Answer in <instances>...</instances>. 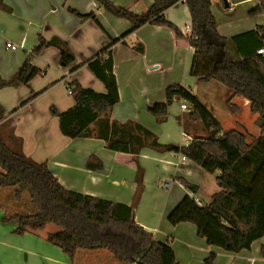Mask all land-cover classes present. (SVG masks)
Masks as SVG:
<instances>
[{
  "label": "crops",
  "instance_id": "1",
  "mask_svg": "<svg viewBox=\"0 0 264 264\" xmlns=\"http://www.w3.org/2000/svg\"><path fill=\"white\" fill-rule=\"evenodd\" d=\"M108 1L135 14L144 13L154 2ZM2 3L9 11L0 9L1 80H8L16 73L37 47L39 38L60 40L72 55L73 62L62 66L58 49L49 47L30 61L39 70V75L26 85L0 89V107L4 115L0 136L15 148L18 146L33 162L45 163L65 190L131 207L137 190L133 156L107 149L104 142L95 137V126H91L93 135L89 138L71 140L62 136L58 118L50 113L51 109L63 112L74 105L72 96L67 94L68 82L99 94L105 93L104 85L85 63L111 39L125 34L130 29L129 22L104 12L93 0H3ZM257 4V0H210L217 33L229 39L264 26V14L248 15ZM75 13L92 14L97 23L90 18H79ZM163 16L180 32L181 38H175L164 26L146 24L111 47L118 101L108 113L109 120L135 122L153 133L160 144L186 146L191 136L182 131L180 120L184 113L179 111L182 101H175L168 107L166 120L162 123H157L147 112V106L163 103L168 86L181 85L191 93L202 86L205 89L204 106L220 123L221 132L228 131L223 129V121L228 122L230 130L242 128L246 132L247 126L242 125L240 119L243 112H249L246 100L233 97L231 92L226 100L219 83L200 84L188 76L193 48L183 34L184 27L190 24L185 4L176 3L165 10ZM6 43L17 49H6ZM242 44L243 53L255 49L252 42ZM137 45L141 47V53L135 50ZM261 48H264V42ZM227 51L234 55L230 46ZM32 94L37 96L22 104ZM220 100H225V104ZM187 109L190 110L188 105ZM256 118L257 115L252 114L250 122L255 124ZM252 135L258 137L259 129L254 127ZM136 163L142 171V190L132 219L150 233L153 240L169 245L178 264H206L211 254L214 258L210 264H264V236L254 241L249 250L231 254L207 245L193 225L171 226L167 222L168 214L185 196L200 205L209 203L217 191L215 175L200 171L179 154L149 148L139 152ZM179 180L196 186V193L185 190ZM13 193L8 196L7 191L0 190V197L5 202L0 203V264H121L104 249L77 250L70 260L44 239L45 234L51 232L46 229L36 234H15L17 220L3 222V217L34 212L29 201L22 198L23 194L17 198Z\"/></svg>",
  "mask_w": 264,
  "mask_h": 264
},
{
  "label": "trees",
  "instance_id": "2",
  "mask_svg": "<svg viewBox=\"0 0 264 264\" xmlns=\"http://www.w3.org/2000/svg\"><path fill=\"white\" fill-rule=\"evenodd\" d=\"M93 1L104 12L128 21L130 29L119 38L111 39L105 48L85 63L104 85L105 93L99 94L75 82H68L66 87L71 89L74 105L63 112L51 109L50 113L58 118L62 136L71 140L89 138L93 135L90 128L95 126V137L102 140L107 149L133 156L137 168L133 204L126 207L67 191L45 163L33 162L24 156L18 146L13 150L0 139V188H15L17 198L27 193L34 209L32 214L3 217L2 221L16 219L18 225L14 233L18 235L25 232L36 234L47 224L56 226L58 230L46 233L44 239L70 260L77 250L104 249L121 264H178L169 245L153 240L152 235L132 219L142 190V171L136 157L143 148H149L179 154L204 172L215 175L217 191L209 203L198 205L193 198L185 196L168 214L167 222L171 226L182 223L193 225L197 235L207 245L227 253L238 254L249 250L254 241L264 236V57L256 54L264 42V26L226 39L217 33L216 22L210 12V0L184 1L191 32L196 37H186L188 45L193 48L188 76L200 84L217 82L233 97L246 100L249 112L257 115L255 125L259 136L248 143L241 132H221L220 123L193 93L181 85H172L165 89V101L147 106V112L157 123H162L173 102L189 104L190 110L182 115L180 122L183 133L190 135L191 140L186 146L160 144L153 133L135 122L109 120L108 113L118 101L110 49L146 24L164 26L173 32L175 38H181L180 32L163 16L165 10L181 0H154L141 14L117 7L108 0ZM2 2L0 0V9L9 11ZM257 2L256 7L249 11V16L264 14V0ZM75 15L97 23L92 14ZM245 41L254 43L252 52H242L240 44ZM228 46L234 50V55L227 51ZM49 47L58 49L62 66L73 62L72 55L60 40L52 38L44 41L39 38L37 47L16 73L8 80L0 79V89L26 85L39 75V70L30 61ZM134 48L142 52L139 45ZM36 96L30 95L22 104ZM3 119L0 107V123ZM179 182L185 190L196 193V186L183 180ZM213 258L211 254L206 264H210Z\"/></svg>",
  "mask_w": 264,
  "mask_h": 264
},
{
  "label": "rangeland",
  "instance_id": "3",
  "mask_svg": "<svg viewBox=\"0 0 264 264\" xmlns=\"http://www.w3.org/2000/svg\"><path fill=\"white\" fill-rule=\"evenodd\" d=\"M188 80H189V78H188ZM190 84V82L189 83H187V85H189ZM222 87V86H221ZM223 88V91H224V94L223 95H225V98H226V100H227V98H228V95L230 94V91L229 90H227L226 88H224V87H222ZM205 91V89H203L202 88V86H198V88H197V90L195 91V92H193V94L198 98V100H200V102L203 104V105H205L204 104V96H203V92ZM219 96H221V94L220 95H217L216 97L218 98ZM221 101V103L222 104H225V100H220ZM189 107H190V105L189 104H187ZM206 107V106H205ZM179 111H180V109H179ZM181 112V111H180ZM186 113V112H185ZM247 114H244V112L242 113V115H241V117H240V119H241V124L242 125H246L247 126V133L242 129V128H240V129H234V130H236V131H238V132H241V133H243V134H245V136H246V138H247V140L248 141H253V139H255L256 138V136H254L253 137V135H252V131H254V127L257 129V131H258V128H257V126L255 125V124H253V123H251L250 121H251V117H252V114H250L249 112H246ZM228 122L227 121H223L222 122V125H223V129L224 130H230L231 128L230 127H227L228 125ZM253 127V128H252ZM225 132V131H224ZM251 133V134H250ZM199 135H203V133H201V132H199L198 133ZM264 136V135H263ZM0 139L2 140V142H4V144H6V146L8 147V148H11V149H15V147H14V145L12 144V143H8L7 141H6V139L5 138H3V137H0ZM194 165V164H193ZM200 169V168H199ZM200 171H203V170H201L200 169ZM206 175H208V174H206ZM205 185L207 186V187H209L208 186V184H207V182L205 181ZM6 189V190H5ZM14 189L15 188H12V187H4V188H0V190H2V191H7V193H8V196L9 195H11L12 193H13V191H14ZM9 193H11V194H9ZM13 195H14V193H13ZM15 197V196H14ZM199 197V196H198ZM22 198H24V199H27L28 201H29V205H31V206H29V207H32V204H31V202H30V197H29V195L27 194V193H23V197ZM201 200H203L204 198H201V197H199ZM21 201H22V199H21ZM5 203L4 202V198H2V197H0V203ZM22 210H27V209H22ZM32 211L34 212V209H33V207H32ZM11 220V219H10ZM10 220H8V221H10ZM8 221H6V222H8ZM44 229H46V230H48V231H51V232H54V231H57L58 230V228L56 227V226H54V225H52V224H47L46 226H45V228Z\"/></svg>",
  "mask_w": 264,
  "mask_h": 264
},
{
  "label": "built area",
  "instance_id": "4",
  "mask_svg": "<svg viewBox=\"0 0 264 264\" xmlns=\"http://www.w3.org/2000/svg\"><path fill=\"white\" fill-rule=\"evenodd\" d=\"M185 0H181L182 3H184ZM183 34L186 36V37H189L191 39H196V37L194 35H192V32H191V27H190V24L189 25H186L183 29ZM5 48L6 49H9L11 51H14L17 49V46L15 45H12L11 43H6L5 44ZM256 54L258 55H261L264 57V48H261V49H258L256 51ZM67 94L71 95V89L70 88H67ZM180 111L182 113H185V112H188V109H187V104L185 102H181L180 103ZM196 202V200H195ZM196 204L200 205L199 203L196 202Z\"/></svg>",
  "mask_w": 264,
  "mask_h": 264
}]
</instances>
